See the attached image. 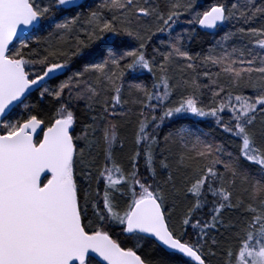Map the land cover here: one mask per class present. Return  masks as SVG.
Instances as JSON below:
<instances>
[{"label":"snow or ice","instance_id":"snow-or-ice-1","mask_svg":"<svg viewBox=\"0 0 264 264\" xmlns=\"http://www.w3.org/2000/svg\"><path fill=\"white\" fill-rule=\"evenodd\" d=\"M0 264H264V0H0Z\"/></svg>","mask_w":264,"mask_h":264},{"label":"trees","instance_id":"trees-1","mask_svg":"<svg viewBox=\"0 0 264 264\" xmlns=\"http://www.w3.org/2000/svg\"><path fill=\"white\" fill-rule=\"evenodd\" d=\"M98 2V0H88V3L90 4H94ZM211 0H198V3L201 5H207L208 3H210ZM182 19H187V17H184ZM176 27V31H180L181 30V24H178ZM220 33H218L219 35ZM41 35H44V33H41ZM167 39V33H157L156 36L153 38L152 43L154 45H159L160 40H164ZM208 45L207 43L203 44V45H199V44H194L193 45V50L194 51H199L201 50V47L206 48ZM61 79H63V77H60ZM141 80H144L145 82H149L151 81V76L150 74L145 73L143 76L140 77ZM58 80H54L51 81L50 83H57ZM207 82V81H205ZM29 101L32 103H37L39 104V106L45 110H48L50 108V104L49 101L47 99H42L39 97V93L38 92H34L32 94V96L29 97ZM83 104V102H81V105ZM197 120H200V127L204 128L205 130H209L211 128L214 127V122L212 120V118H195ZM166 130V129H165ZM132 131L133 129L131 127H127L125 128L121 135L125 138L124 139V143H125V147L123 152L119 151V145L117 146V158L120 159L122 162H124L126 164V157L128 154H130L131 152V146H132ZM217 136H221L222 135V131L217 129L216 133ZM140 171L142 174H146L145 169L143 167V161H140Z\"/></svg>","mask_w":264,"mask_h":264}]
</instances>
